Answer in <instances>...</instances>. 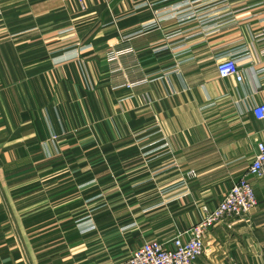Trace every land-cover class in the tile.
Wrapping results in <instances>:
<instances>
[{
    "label": "crops",
    "instance_id": "crops-1",
    "mask_svg": "<svg viewBox=\"0 0 264 264\" xmlns=\"http://www.w3.org/2000/svg\"><path fill=\"white\" fill-rule=\"evenodd\" d=\"M113 47L133 49L116 73ZM231 56L241 82L219 76ZM261 101L264 0H0V264H121L172 240L247 173ZM251 181L258 206L196 264H264Z\"/></svg>",
    "mask_w": 264,
    "mask_h": 264
},
{
    "label": "built area",
    "instance_id": "built-area-1",
    "mask_svg": "<svg viewBox=\"0 0 264 264\" xmlns=\"http://www.w3.org/2000/svg\"><path fill=\"white\" fill-rule=\"evenodd\" d=\"M79 50L68 52L69 56H78ZM131 52H133L132 48L117 49L116 47L107 52L106 60L112 67V73H116L121 68L119 64L121 57ZM217 70L221 78L235 77L239 82L243 80L236 56L218 61ZM128 72L137 76L141 73V69L139 65H132ZM142 84L125 79L122 86L134 88ZM252 112L258 120L264 121V101L256 104ZM187 176H195V172H189ZM251 177H264V138L257 144L256 154L247 173L225 193L218 206L214 209L204 206L202 218L190 228L178 232L172 240L167 242L156 239L146 241L121 264H196L197 260L205 254V237L211 229L232 218H246L258 206V198ZM94 228L93 224L87 230Z\"/></svg>",
    "mask_w": 264,
    "mask_h": 264
}]
</instances>
